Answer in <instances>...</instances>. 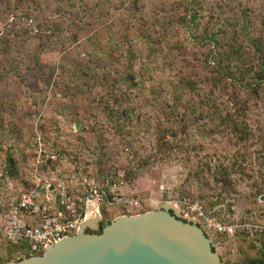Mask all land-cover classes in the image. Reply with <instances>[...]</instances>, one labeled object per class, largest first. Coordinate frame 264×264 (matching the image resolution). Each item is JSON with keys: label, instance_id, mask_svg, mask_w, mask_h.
Masks as SVG:
<instances>
[{"label": "rangeland", "instance_id": "rangeland-1", "mask_svg": "<svg viewBox=\"0 0 264 264\" xmlns=\"http://www.w3.org/2000/svg\"><path fill=\"white\" fill-rule=\"evenodd\" d=\"M87 1L93 3L96 0ZM131 1L127 0L128 3ZM71 2L76 3V0H48L40 9L51 15L58 6L66 4V12H69ZM154 2L162 0L139 2L151 17L149 22L154 20L155 14L161 19L167 9L162 4L154 5ZM114 3L119 4L118 0H112L111 5ZM102 10L106 8L96 9L81 23L76 42L70 38L75 27L68 22L60 24L61 31L50 42L43 40L45 45L41 49L39 44L42 42L36 39V23L16 18L7 11L6 4L0 2V206L14 190L19 178H29L38 172L41 160L53 156L54 166L38 175L42 183L58 180L69 188H79V178L87 175L104 184L107 195L117 194L139 201L140 205L129 211L107 206V220L157 211L162 206H174L177 216L185 218L182 210L198 204L203 217H196L197 213L189 217L212 240L222 264H238L242 255L237 237L216 228L243 222L264 223V161L258 159V146L252 147V156L241 163L248 175L240 171L234 173L231 187L218 202V193L207 186L205 180L196 177V172L204 162L211 166L219 160L225 164L232 162L231 156L236 148L227 145L220 136L203 139L197 135V128L192 127L181 147L168 157L151 159L156 151L152 126L166 125L167 117L163 110L143 101L132 123L124 129H120L112 119H102L104 116L97 104L106 95V88L101 85L105 82L102 73L110 81L117 76L114 67L110 69L105 63L104 72L94 67L96 58L104 60L98 52L107 43L104 26H110V20L102 17ZM55 19L60 23L59 17ZM160 23L155 21L153 28L158 30ZM170 30L172 40L181 41L185 46L175 52L176 60H186L185 66L191 75L208 76L211 71L203 65L208 47L197 42L193 36L197 31L181 26ZM104 49L107 50L106 47ZM11 58L22 59L27 65L6 72L4 67L12 68L6 65ZM81 63L94 67L98 81L78 73L86 80L85 85L73 76V71L83 67ZM137 66L134 64L133 68ZM83 70L86 72L84 67ZM151 84L152 81L143 87L147 99ZM121 85L119 87L127 94L131 93L132 98L137 95L136 90ZM244 96L242 92L241 97ZM248 108L247 123L254 136L264 135V94L259 100H251ZM256 138L254 141L258 142ZM7 153L15 160V175L7 172ZM259 189L263 193L260 196ZM210 202L217 204L210 208ZM208 223L215 227L208 229ZM5 249V242L0 237L1 259L6 257Z\"/></svg>", "mask_w": 264, "mask_h": 264}, {"label": "trees", "instance_id": "trees-1", "mask_svg": "<svg viewBox=\"0 0 264 264\" xmlns=\"http://www.w3.org/2000/svg\"><path fill=\"white\" fill-rule=\"evenodd\" d=\"M47 1L0 0L6 4L11 15L36 23V39L39 42H50L61 31L60 24L68 22L75 27L70 38L76 42L77 34L82 28L81 23L86 21V17L100 7L106 8L102 10V17L110 20V26H104L107 50L105 47L99 49L98 54L104 60L96 58L94 67L104 72L105 69L102 68L105 63L110 69L114 67L117 76L110 81L102 73L105 82L101 85L106 88V95L99 99L98 108L104 116L102 119L114 120L120 129L132 123L133 116L140 108V103L144 104L143 101L163 110L167 117L166 125L159 123L152 126L156 151L151 159L168 157L181 147V142L189 136L188 130L192 127L197 128V135L203 139L220 136L227 145L236 148L231 156L232 162L225 164L219 160L213 166L204 162L196 172V177L205 180V184L218 193V202L231 187L234 173L240 171L248 175L241 163L252 156V147L258 146V159L264 161V135L256 138L247 123L248 103L254 99L259 100L264 94V0H162L154 2V5L162 4L167 9L161 19L155 14L151 22V17L139 5L141 0H132L130 3L118 0L119 4L114 3V6L111 5L112 0H96L93 3L76 0V3H70L69 12H66V4H63L51 12L52 16L40 9L42 3ZM55 17L60 18V23ZM155 21L162 22L158 30L153 28ZM174 26H181L189 31L196 30L197 34L193 36L197 42L206 44L208 50L203 65L211 71L208 76L201 78L196 74L191 75L185 66L187 61L176 60L175 52L183 50L185 46L181 41L172 40L170 28ZM49 30L50 34H46ZM44 43L39 44L41 49L44 48ZM10 60L6 65L12 68L4 67L6 72L27 65L22 59ZM81 64L86 72L80 66L72 72L73 76L85 85L86 80L78 73L98 81L94 67ZM134 64L138 65L137 68H133ZM150 81L149 100L144 95L143 87ZM119 84L136 90L137 95L132 98V94H127ZM242 92L245 94L244 98L241 97ZM137 98L138 102H135ZM255 138L258 142H255ZM52 157L38 163L37 175L41 176L42 170L54 166L55 160ZM6 159L7 172L15 175V160L9 153L6 154ZM35 186L36 178L33 174L29 178H19L13 191L19 188L28 190ZM262 194L259 189L258 195ZM216 204L217 202H210L209 207ZM106 207L103 203V219L106 217L105 211H108ZM105 220L107 219L100 223L96 233H100L108 224L109 219ZM235 237L242 255L238 264H264L263 235H254L252 239L249 234L238 231ZM4 242L6 257L0 258V264L29 256L25 247Z\"/></svg>", "mask_w": 264, "mask_h": 264}, {"label": "water", "instance_id": "water-1", "mask_svg": "<svg viewBox=\"0 0 264 264\" xmlns=\"http://www.w3.org/2000/svg\"><path fill=\"white\" fill-rule=\"evenodd\" d=\"M102 222V214L88 219L41 255L7 264H222L212 240L174 206L115 217L96 233Z\"/></svg>", "mask_w": 264, "mask_h": 264}, {"label": "built area", "instance_id": "built-area-1", "mask_svg": "<svg viewBox=\"0 0 264 264\" xmlns=\"http://www.w3.org/2000/svg\"><path fill=\"white\" fill-rule=\"evenodd\" d=\"M34 176V188L13 191L0 206V237L12 245L25 247L29 256L41 255L46 246L74 236L82 222L102 214L103 203L112 209L127 211L140 205L138 200L122 195L108 197L104 184L85 175L79 178V188H69L54 178V182L42 183L36 172ZM182 213L186 218L195 213L196 217H203L198 204ZM212 226L215 227L208 223L207 228ZM216 229L231 236L237 230L250 237L264 236V223L243 222Z\"/></svg>", "mask_w": 264, "mask_h": 264}, {"label": "flooded vegetation", "instance_id": "flooded-vegetation-1", "mask_svg": "<svg viewBox=\"0 0 264 264\" xmlns=\"http://www.w3.org/2000/svg\"><path fill=\"white\" fill-rule=\"evenodd\" d=\"M90 232H96L97 230H89Z\"/></svg>", "mask_w": 264, "mask_h": 264}, {"label": "crops", "instance_id": "crops-1", "mask_svg": "<svg viewBox=\"0 0 264 264\" xmlns=\"http://www.w3.org/2000/svg\"><path fill=\"white\" fill-rule=\"evenodd\" d=\"M87 206L89 207V204H87Z\"/></svg>", "mask_w": 264, "mask_h": 264}]
</instances>
